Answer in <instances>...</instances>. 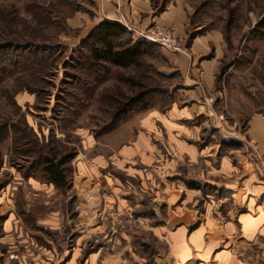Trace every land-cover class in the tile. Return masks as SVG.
<instances>
[{
	"label": "rangeland",
	"instance_id": "374dc122",
	"mask_svg": "<svg viewBox=\"0 0 264 264\" xmlns=\"http://www.w3.org/2000/svg\"><path fill=\"white\" fill-rule=\"evenodd\" d=\"M174 7L180 29L160 20ZM105 20L150 44L141 66L94 64ZM170 27L178 50L145 37ZM256 116L264 0H0V264H154L174 211L264 213V189L235 204L222 183L234 177L212 170L227 159L244 169L236 185L251 171L262 185ZM45 157L63 161L66 187L45 178Z\"/></svg>",
	"mask_w": 264,
	"mask_h": 264
},
{
	"label": "crops",
	"instance_id": "0c3cea01",
	"mask_svg": "<svg viewBox=\"0 0 264 264\" xmlns=\"http://www.w3.org/2000/svg\"><path fill=\"white\" fill-rule=\"evenodd\" d=\"M181 8L174 7L167 10L160 17L161 23L172 24L180 29V21H183ZM209 35L195 39L192 45L195 48L200 44H205ZM206 40V41H205ZM211 75L212 72H207ZM252 131L258 133L264 128L261 117L252 119ZM264 135V133H262ZM191 156H198L195 148H190ZM211 168V167H210ZM220 174L225 181L230 178V182L224 183L225 189L232 192L235 196V204H238L239 197L249 205L255 203V196L264 189V182L257 183L255 174L247 172L237 182L243 168L238 171L236 166L223 159L220 167L212 169ZM222 175V176H221ZM245 177V180L243 178ZM221 181V179H219ZM218 181L216 185L222 188ZM261 188V189H260ZM190 190V189H188ZM193 191L192 189L190 190ZM190 193L189 196H196ZM228 198L224 197L223 202ZM250 211L228 212L223 214L220 209L215 213L210 210L206 213H198L191 209H184L183 212H173L171 224L163 230V236L167 243L166 253L163 254L154 264H264V213H256V208L252 205Z\"/></svg>",
	"mask_w": 264,
	"mask_h": 264
},
{
	"label": "trees",
	"instance_id": "16d2710c",
	"mask_svg": "<svg viewBox=\"0 0 264 264\" xmlns=\"http://www.w3.org/2000/svg\"><path fill=\"white\" fill-rule=\"evenodd\" d=\"M127 28L115 20L102 21L92 32L93 41L90 42L92 49V61L94 64L109 62L114 66L129 68L139 67L150 52V44L146 41L134 40L128 36ZM118 42L122 44L118 45ZM146 94L132 97L128 102L122 103L116 111V116H125L135 106H140L146 102ZM229 146H239L238 142H226ZM63 161L51 157H45L42 162V172L45 178L57 187L68 185L66 171ZM195 187V183H189Z\"/></svg>",
	"mask_w": 264,
	"mask_h": 264
},
{
	"label": "built area",
	"instance_id": "2783aa9c",
	"mask_svg": "<svg viewBox=\"0 0 264 264\" xmlns=\"http://www.w3.org/2000/svg\"><path fill=\"white\" fill-rule=\"evenodd\" d=\"M145 37L151 41L159 42L171 49H179V47L175 45L176 37L174 27L158 28L152 31L150 34L145 35Z\"/></svg>",
	"mask_w": 264,
	"mask_h": 264
},
{
	"label": "bare ground",
	"instance_id": "6f19581e",
	"mask_svg": "<svg viewBox=\"0 0 264 264\" xmlns=\"http://www.w3.org/2000/svg\"><path fill=\"white\" fill-rule=\"evenodd\" d=\"M93 202V201H92ZM93 204H94V202H93Z\"/></svg>",
	"mask_w": 264,
	"mask_h": 264
}]
</instances>
